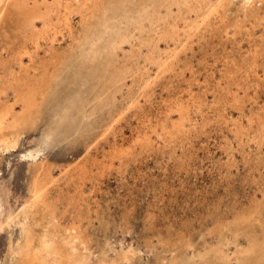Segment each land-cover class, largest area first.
Listing matches in <instances>:
<instances>
[{
	"label": "bare ground",
	"instance_id": "6f19581e",
	"mask_svg": "<svg viewBox=\"0 0 264 264\" xmlns=\"http://www.w3.org/2000/svg\"><path fill=\"white\" fill-rule=\"evenodd\" d=\"M51 109L21 155L26 194L0 199V231L20 232L10 264H264V0H0L3 153ZM198 144L223 179L247 173L248 206L199 239H116L103 185L144 159L191 167Z\"/></svg>",
	"mask_w": 264,
	"mask_h": 264
},
{
	"label": "rangeland",
	"instance_id": "374dc122",
	"mask_svg": "<svg viewBox=\"0 0 264 264\" xmlns=\"http://www.w3.org/2000/svg\"><path fill=\"white\" fill-rule=\"evenodd\" d=\"M50 113H53L52 109L48 117L40 121L33 135L23 138L18 150L3 153L0 148V199L7 210L14 206L18 197L26 194L29 162L21 155L35 144L36 138L51 124L54 118ZM127 135L131 136L132 133L129 131ZM68 148L61 145L52 151V156H69ZM217 151L213 144L209 147L198 144L192 152L194 164L191 167L144 159L140 166L135 167L129 180L106 182L98 191V198L103 207L101 215L114 224L111 231L116 239H123L125 245L132 242L144 245L145 238L153 230L162 229L167 235L180 232L199 239L209 234L208 229L214 225V220H232L234 214L241 211L242 205L248 206L247 200L251 195L242 184L247 173L243 172L236 181L223 179L219 167L222 160ZM240 200L247 203L239 204ZM219 201H222L220 207ZM233 202L236 205L234 208ZM10 231L7 227L0 231V264L12 262L10 245L16 244L20 232L17 227L13 233ZM150 259L145 256L142 264H150Z\"/></svg>",
	"mask_w": 264,
	"mask_h": 264
}]
</instances>
